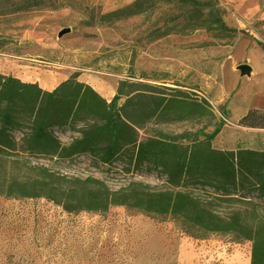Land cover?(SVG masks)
I'll use <instances>...</instances> for the list:
<instances>
[{
  "label": "rangeland",
  "instance_id": "rangeland-1",
  "mask_svg": "<svg viewBox=\"0 0 264 264\" xmlns=\"http://www.w3.org/2000/svg\"><path fill=\"white\" fill-rule=\"evenodd\" d=\"M132 1L57 0V8L0 12V71L40 86L37 74L53 73L55 83H60L80 72L81 80L109 100L121 80L161 85L175 98L159 118H150V109L136 116L146 122L142 135L161 128L170 134L188 132L204 138L202 132L221 126L213 140L215 148L264 150V129L238 124L249 109H264V0H217L222 20L234 32L233 38L225 40L177 24L175 12H164L167 7L122 20L104 17ZM65 29L69 31L61 35ZM241 64H249L251 74H242ZM59 135L65 143L75 136L65 130ZM31 160L0 162V180L5 175L39 176L36 167L48 163ZM49 163L61 176L97 179L115 190L133 180L158 189L168 187L167 177L156 170L127 171L122 163L95 165L87 155ZM45 183L59 186L63 180L47 178ZM46 196L0 195V264L252 261L250 241L234 242L223 234L195 238L173 218L120 205L106 213L68 211L63 198Z\"/></svg>",
  "mask_w": 264,
  "mask_h": 264
},
{
  "label": "trees",
  "instance_id": "trees-1",
  "mask_svg": "<svg viewBox=\"0 0 264 264\" xmlns=\"http://www.w3.org/2000/svg\"><path fill=\"white\" fill-rule=\"evenodd\" d=\"M59 5L57 0H0V12ZM163 7L168 8L164 12H175L177 24L185 23L186 29H204L224 40L234 37L222 20L217 0H134L104 17L122 20ZM80 75L74 72L49 90L0 71V162L35 159L48 163L36 167L41 171L37 177L5 175L0 180V195H47L51 199L56 195L65 200L68 211L106 213L120 205L170 217L195 238L223 234L234 242L250 241L251 264H264V150L215 148L213 140L221 126L208 134L202 132L204 138L188 132L170 134L161 128L142 135L146 122L136 116L150 109V118L161 117L175 98L164 92L168 88L121 80L109 100L80 80ZM238 124L264 129V109H249ZM60 130L75 136L65 143ZM81 155L89 156L95 165L122 163L127 171L156 170L167 177L168 187L158 189L133 180L115 190L97 179L61 176L49 163ZM47 178L63 183L51 186L45 183Z\"/></svg>",
  "mask_w": 264,
  "mask_h": 264
},
{
  "label": "bare ground",
  "instance_id": "bare-ground-1",
  "mask_svg": "<svg viewBox=\"0 0 264 264\" xmlns=\"http://www.w3.org/2000/svg\"><path fill=\"white\" fill-rule=\"evenodd\" d=\"M37 79L41 81V85L46 88H52L58 84L57 82L55 83V75L53 73L37 74ZM107 89H111V87H107Z\"/></svg>",
  "mask_w": 264,
  "mask_h": 264
},
{
  "label": "water",
  "instance_id": "water-1",
  "mask_svg": "<svg viewBox=\"0 0 264 264\" xmlns=\"http://www.w3.org/2000/svg\"><path fill=\"white\" fill-rule=\"evenodd\" d=\"M68 31H69V29H65V30L61 31L60 34L63 35L64 33L68 32ZM239 69L241 70L242 74L249 75L252 72V67L249 64H241L239 66Z\"/></svg>",
  "mask_w": 264,
  "mask_h": 264
},
{
  "label": "crops",
  "instance_id": "crops-1",
  "mask_svg": "<svg viewBox=\"0 0 264 264\" xmlns=\"http://www.w3.org/2000/svg\"><path fill=\"white\" fill-rule=\"evenodd\" d=\"M81 80V79H80ZM83 81V80H82ZM56 86V85H55ZM54 87H52V88H46L45 87V89H49V90H51V89H53ZM103 95V94H102ZM115 95V94H114ZM104 97H106L105 95H103Z\"/></svg>",
  "mask_w": 264,
  "mask_h": 264
}]
</instances>
